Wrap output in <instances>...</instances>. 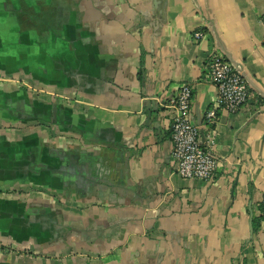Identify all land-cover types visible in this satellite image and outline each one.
<instances>
[{"label": "crops", "instance_id": "1", "mask_svg": "<svg viewBox=\"0 0 264 264\" xmlns=\"http://www.w3.org/2000/svg\"><path fill=\"white\" fill-rule=\"evenodd\" d=\"M264 0H0V264H264ZM202 31L204 38L193 40ZM219 111L217 178L173 171L168 100Z\"/></svg>", "mask_w": 264, "mask_h": 264}, {"label": "built area", "instance_id": "2", "mask_svg": "<svg viewBox=\"0 0 264 264\" xmlns=\"http://www.w3.org/2000/svg\"><path fill=\"white\" fill-rule=\"evenodd\" d=\"M264 25V16L261 18ZM202 31L193 33V40L204 38ZM204 80L213 84L217 96L207 111L202 125L192 120L194 89L183 84L166 106L169 110L172 140L171 165L173 171L184 179L211 182L217 178L220 158L214 144L217 139L219 111L237 113L254 102L253 93L242 74L220 52H211L204 66ZM261 215L264 221V200Z\"/></svg>", "mask_w": 264, "mask_h": 264}]
</instances>
